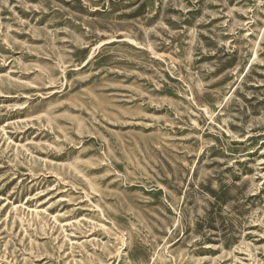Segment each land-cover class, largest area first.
<instances>
[{"label":"rangeland","instance_id":"1","mask_svg":"<svg viewBox=\"0 0 264 264\" xmlns=\"http://www.w3.org/2000/svg\"><path fill=\"white\" fill-rule=\"evenodd\" d=\"M0 264H264V0H0Z\"/></svg>","mask_w":264,"mask_h":264}]
</instances>
